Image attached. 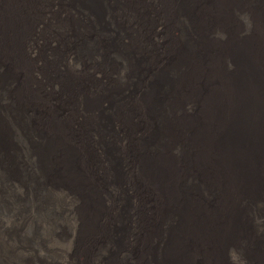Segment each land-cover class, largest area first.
<instances>
[{
	"label": "bare ground",
	"instance_id": "bare-ground-1",
	"mask_svg": "<svg viewBox=\"0 0 264 264\" xmlns=\"http://www.w3.org/2000/svg\"><path fill=\"white\" fill-rule=\"evenodd\" d=\"M0 264H264V0H0Z\"/></svg>",
	"mask_w": 264,
	"mask_h": 264
}]
</instances>
